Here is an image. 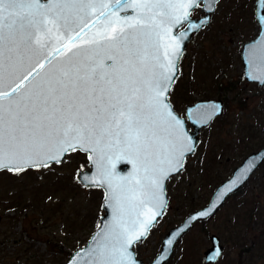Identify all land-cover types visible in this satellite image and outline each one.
I'll return each mask as SVG.
<instances>
[{
	"label": "snow or ice",
	"instance_id": "snow-or-ice-1",
	"mask_svg": "<svg viewBox=\"0 0 264 264\" xmlns=\"http://www.w3.org/2000/svg\"><path fill=\"white\" fill-rule=\"evenodd\" d=\"M201 3L0 0V169L91 154L114 212L91 264H139L130 247L158 214L143 206L162 207V181L180 169L188 138L167 102L181 55L172 32L198 29L189 17ZM121 160L135 175L117 172Z\"/></svg>",
	"mask_w": 264,
	"mask_h": 264
},
{
	"label": "rangeland",
	"instance_id": "rangeland-1",
	"mask_svg": "<svg viewBox=\"0 0 264 264\" xmlns=\"http://www.w3.org/2000/svg\"><path fill=\"white\" fill-rule=\"evenodd\" d=\"M255 1L220 0L211 21L187 44L169 96L176 111L186 117L187 105L210 98L222 99L225 110L200 131L196 151L168 180L163 216L134 246L145 262L160 252L167 232L204 207L214 189L264 143V123L255 145L239 141L247 135L244 126L256 123L257 116L264 121V86L245 79L240 57L243 43L259 30ZM192 15H205L202 3ZM188 128L193 129L189 122ZM91 166L86 153L76 149L61 162L34 168L38 170L0 171V264H65L88 243L105 213L101 188L78 180L79 171ZM19 197L23 202L18 207L8 205ZM212 233L225 246L216 264H264V164L211 219L197 222L178 240L165 264H205Z\"/></svg>",
	"mask_w": 264,
	"mask_h": 264
},
{
	"label": "water",
	"instance_id": "water-1",
	"mask_svg": "<svg viewBox=\"0 0 264 264\" xmlns=\"http://www.w3.org/2000/svg\"><path fill=\"white\" fill-rule=\"evenodd\" d=\"M220 0H202L203 6L202 9L205 11V15L197 18L193 17L192 14L189 17V20L192 23L200 25L198 29H191L188 27V22H182L180 25L173 28L172 35H179L181 37V55L178 61V72L173 78V83L169 88L167 102L169 107L172 109L174 115L181 121L180 131L188 138L187 146L184 149L182 163L180 165L179 171L172 170L170 173L166 174L167 178L162 181V187L164 189V195L162 199L164 200L162 207H152L150 204H145L142 211L148 212L149 209L158 213L151 221L150 227L147 233L141 238V240L133 243L130 247L135 255L136 260L139 264H165L172 256L174 248L178 240L187 232L191 230L196 222L204 221L212 218L218 210L224 205L226 200L237 193L242 189L246 183L249 181L250 177L255 173V171L261 166L264 162V147L258 151L252 152L249 154L243 162L235 168L232 175L220 183L215 190L213 191L210 201L202 208L196 209L184 219L180 224L173 226L165 235L161 250L156 255L155 259L150 262H145L143 259L138 258L137 252L134 249V246L145 240L150 234L152 228L157 223L158 219L161 218L168 206L169 199L167 195V182L172 175L179 173L184 167L189 155H192L198 145H199V133L203 127L209 126L218 116H221L224 112V101L222 99L210 98V99H199L194 104L187 105L186 108V117L181 116L175 109L172 101L170 100V92L175 82V79L179 73V66L181 60L184 56L185 49L188 42L193 37L194 33L198 32L202 27L208 25L211 21L212 14L217 9V4ZM47 2V0H43ZM211 6V10L209 9ZM135 14L134 9H128L125 12L120 13L122 16H132ZM255 15L256 19L260 24V31L257 37L251 41L245 43L242 50V60L245 68V78L250 82H257L259 85L264 86V0H256L255 2ZM186 24V26L180 30V28ZM180 30V31H179ZM54 42V41H49ZM106 63H111L106 61ZM191 123L193 129L188 128V122ZM82 151V150H80ZM84 152V151H82ZM69 153V152H68ZM67 153V154H68ZM87 153V152H84ZM67 154H62V158L56 161L50 160L48 165L51 163H58L63 161ZM90 153H87L89 162L91 163V168L87 170H81L78 174V180L87 187H100L104 191V201L102 208L105 210V213L100 218V225L95 230L91 236L87 245L76 250L67 260L65 264H91L92 254L91 250L97 248L101 245L107 243L103 238L104 234L102 229H105L107 225H110L113 218L114 212L112 210V201L110 199V190L106 185L99 183V170L93 165L92 160L90 159ZM47 165V166H48ZM36 168V167H32ZM8 169V168H4ZM0 169V171L4 170ZM28 169V168H25ZM116 170L118 173L125 177H131L135 175L136 169L133 167L132 163L127 160H121L116 163ZM83 177V178H82ZM127 195V193H126ZM204 213V215H201ZM144 216L141 217L143 219ZM211 246L207 248L204 252V262L206 264H214L218 262L224 253V244L220 235L213 233L210 236Z\"/></svg>",
	"mask_w": 264,
	"mask_h": 264
},
{
	"label": "flooded vegetation",
	"instance_id": "flooded-vegetation-1",
	"mask_svg": "<svg viewBox=\"0 0 264 264\" xmlns=\"http://www.w3.org/2000/svg\"><path fill=\"white\" fill-rule=\"evenodd\" d=\"M255 18H256V15H255ZM257 20V19H256ZM258 22V21H257ZM258 24H259V22H258ZM259 29H260V24H259ZM259 31L260 30H258V32H257V34H256V36L254 37V38H252V39H250V40H248V41H251V40H253V39H255L256 37H257V35L259 34ZM248 41H245L244 43H243V46H242V50H243V47H244V45H245V43L246 42H248ZM242 50H241V61H242V63H243V60H242ZM243 67H244V63H243ZM244 76H245V68H244ZM246 79V78H245ZM250 82V81H249ZM253 83H257V82H253ZM258 84V83H257ZM259 85V84H258ZM261 86V85H260ZM219 117H217L215 120H217ZM214 120V121H215ZM213 121V122H214ZM212 122V123H213ZM264 123V121H262V120H260L259 118H258V116H257V121H256V123H253V124H251V125H246V126H244L245 127V129L244 130H248L247 132H246V136L244 135L243 137H241L240 139H239V141H240V143H246V142H248V143H250V142H252L254 145H255V143H256V141H258L259 139H260V136H258V134H257V131H259V129L262 127V124ZM259 125H260V127H259ZM206 128V127H205ZM204 128H202V130H203ZM257 134V135H256ZM264 147V143H259V145L258 146H255V150H253L252 152H255V151H258V150H260L261 148H263ZM251 152V153H252ZM251 153H249V154H251ZM248 154V155H249ZM247 155V156H248ZM246 156V157H247ZM245 157V158H246ZM244 158V159H245ZM264 164V162L261 164V165H263ZM254 175V174H253ZM252 177V176H251ZM251 179V178H250ZM245 187V186H244ZM243 187V188H244ZM242 188V189H243ZM242 189H240L237 193H235V194H233L234 196L236 195V194H238ZM232 195V196H233ZM231 196V197H232ZM230 198V197H229ZM213 234V233H212ZM211 234V235H212ZM210 235V236H211ZM221 237V236H220ZM222 239V238H221ZM225 247V246H224ZM224 251H225V249H224ZM224 254V253H223ZM222 258V257H221ZM217 263V262H216ZM216 263H214V264H216Z\"/></svg>",
	"mask_w": 264,
	"mask_h": 264
},
{
	"label": "trees",
	"instance_id": "trees-1",
	"mask_svg": "<svg viewBox=\"0 0 264 264\" xmlns=\"http://www.w3.org/2000/svg\"><path fill=\"white\" fill-rule=\"evenodd\" d=\"M225 88H227V87H225ZM240 103L244 105V100H241ZM32 170H38V169H31L30 171H32ZM22 202H23V199L22 198L20 199V197H19L18 200L16 199V202L14 200H12V202L8 203V205L14 206L16 208V207H18L17 205H19ZM205 222L206 221H204L202 223L205 224Z\"/></svg>",
	"mask_w": 264,
	"mask_h": 264
}]
</instances>
